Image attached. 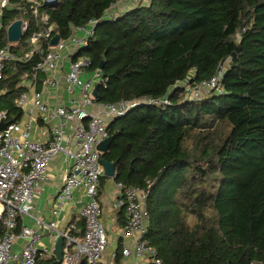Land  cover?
Masks as SVG:
<instances>
[{"label": "trees", "instance_id": "16d2710c", "mask_svg": "<svg viewBox=\"0 0 264 264\" xmlns=\"http://www.w3.org/2000/svg\"><path fill=\"white\" fill-rule=\"evenodd\" d=\"M114 1L39 7L62 39L102 18L89 45L74 56H87L92 70L104 63L108 83L98 103L170 100L113 119L108 128L114 140L100 160L115 163V179L125 187L153 182L146 237L164 264H264V0H150L105 19ZM33 4L10 0L2 11L0 49L8 46L18 59L5 64L0 109L14 122L24 113L16 103L28 90L24 81L49 49L42 41L22 58L41 29ZM21 18L28 29L11 42L7 28ZM228 59L221 93L185 96L181 82L197 87ZM122 251L119 246L117 260Z\"/></svg>", "mask_w": 264, "mask_h": 264}, {"label": "built area", "instance_id": "2783aa9c", "mask_svg": "<svg viewBox=\"0 0 264 264\" xmlns=\"http://www.w3.org/2000/svg\"><path fill=\"white\" fill-rule=\"evenodd\" d=\"M33 2V12L39 17L37 24L41 29L34 32L31 41L34 48L26 52L23 60L29 59L40 43L47 41L49 49L44 58L37 62L34 73L26 80L27 91L20 94L16 103L22 109L28 103L39 114L42 123L48 126V136L45 140L33 138L31 121L26 123L14 122L8 119V111L0 109V124L10 122L0 129V264H39L41 260H48V264L56 259L54 247L40 246L42 231L25 222L27 216H32L35 209L34 199L42 190L47 179L48 168L52 160L63 153L68 161L67 171L63 183L57 193V208L61 209L72 197L75 188L83 187L86 201L83 202L80 214L84 219V230L81 237L73 231L76 223L59 230L56 221L46 222L43 217L33 216L35 224L46 226L54 230L55 237L64 238L63 257L60 264H107L104 254L108 248V234L101 221L102 207L98 200V189L101 177L105 175V168L100 160L97 145L110 136V120L126 115L138 105L170 104L166 96L161 99L135 98L120 100L115 103H98L93 95L95 84L107 87L108 78L100 68L91 70V60L85 56H74L89 45L95 35L99 18H91L85 25L76 26L74 32L66 39H60L56 46L50 45L54 36L50 16L48 13L40 15L39 7L44 0H29ZM150 0H115L104 18L116 17L115 9L126 4L134 9ZM10 0H2L0 7H9ZM109 17V18H110ZM22 19V18H21ZM22 30L28 29V22L24 19ZM70 60L69 70L63 73L64 83L70 92L77 90L79 100L71 106H51L43 96V92L36 88L40 73L45 74L42 83L45 87H58L60 80L57 75L63 69V60ZM18 59L8 46L0 49V79L7 61ZM228 59L221 65L209 81H204L197 87H190L189 81L181 82L185 96L189 99L202 98L212 90L222 92L221 82L224 77ZM88 71L89 77L82 78ZM187 95H190L188 97ZM99 106L101 110H94ZM113 178H116V173ZM153 182L149 181L146 188L125 187L118 182L121 197L118 205L124 207L126 222L122 227L125 240H130L123 247V256L135 257L145 262L164 264L146 237L150 226V212L147 199ZM21 222V223H19ZM20 224V225H19ZM20 230L16 232V229ZM23 240L20 249L15 245Z\"/></svg>", "mask_w": 264, "mask_h": 264}, {"label": "crops", "instance_id": "0c3cea01", "mask_svg": "<svg viewBox=\"0 0 264 264\" xmlns=\"http://www.w3.org/2000/svg\"><path fill=\"white\" fill-rule=\"evenodd\" d=\"M1 1L2 0H0V4ZM129 8L131 7L126 4H121L113 12L117 13L116 15L119 16L130 11L131 9ZM2 11L3 10L0 7V31ZM110 15H112V12L108 13V18ZM62 64L63 69L57 75L58 79L60 80V85L58 87H45L42 82H37L36 88L43 92L44 99L50 103L51 106H71L76 104L79 100V94L77 93V90H75L73 93L70 92L64 83L63 73L69 70V58L65 57ZM89 76L90 74L88 71L82 74L83 79ZM40 78H45V74L40 73L39 79ZM24 82L26 83V80ZM93 109L98 111L101 110L99 106H95ZM23 111L24 113L18 122L26 123L31 121V133L33 138L37 140H45L48 136V126L40 121L39 114L33 108L32 104L28 103L26 107L23 108ZM112 121L113 120L111 119L110 123ZM67 166L68 161L63 153L58 154L52 160L48 168L47 179H45L41 187L42 190L38 195H36L34 199L35 209L32 213L33 215L27 216L25 218V222L27 224L35 226L37 229L42 231L43 234L40 246L46 245L49 247H54L55 249V245L60 237H55L56 232L54 230L46 226L40 227L39 225L35 224V219L33 216L43 217L48 223L56 221L57 228L59 230H63L68 226L69 223L75 222L76 229L73 231V233L79 237L83 235L84 219L80 214L83 202L86 201L83 187L75 188L72 193V197L66 202L65 206L61 209L57 208L56 196L63 183ZM98 194V200L100 201L102 207L101 221L106 228L109 242L108 248L104 254V261L107 264H147V262L143 260L140 261L135 257H125L123 255L120 260H117L118 247L121 246L123 248L124 245L126 246L130 243V240H125L122 235L124 210L118 205V201L121 197V191L118 187V182L116 179L107 176L101 187L99 186ZM19 228L20 227H18V229ZM22 245L23 240L21 239L17 242L15 248L20 249ZM46 261L48 260H41V263Z\"/></svg>", "mask_w": 264, "mask_h": 264}, {"label": "water", "instance_id": "95a60500", "mask_svg": "<svg viewBox=\"0 0 264 264\" xmlns=\"http://www.w3.org/2000/svg\"><path fill=\"white\" fill-rule=\"evenodd\" d=\"M58 3H59V0H44L43 2L44 6L57 5ZM22 25H23V20L17 19L8 26L7 37L9 41L17 42L21 40L23 33H24L22 30ZM52 29L54 31L57 29V25L55 23L52 24ZM60 39H61L60 33L56 32L50 40V45L56 46L59 43ZM103 64H104L103 62L100 63V66H99L100 69H103ZM99 89H100V83L95 84L92 93L94 97L96 98L99 96ZM9 123L10 122H5V123L0 124V129L6 127ZM113 140H114V136L110 135L109 137H107L106 139H104L97 145V149L101 152L107 151ZM101 162L105 168V175L108 177H114L115 176V163L109 162L105 159H103ZM63 242H64L63 237H60L55 245L56 259L49 264H60V261L62 260V257H63ZM81 264H84V262H82Z\"/></svg>", "mask_w": 264, "mask_h": 264}, {"label": "rangeland", "instance_id": "374dc122", "mask_svg": "<svg viewBox=\"0 0 264 264\" xmlns=\"http://www.w3.org/2000/svg\"><path fill=\"white\" fill-rule=\"evenodd\" d=\"M188 97H190V95H187Z\"/></svg>", "mask_w": 264, "mask_h": 264}]
</instances>
